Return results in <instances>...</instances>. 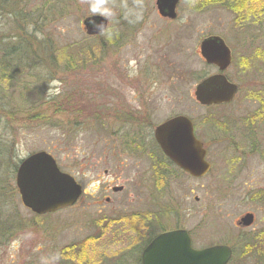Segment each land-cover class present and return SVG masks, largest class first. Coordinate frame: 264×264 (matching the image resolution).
<instances>
[{
  "label": "rangeland",
  "instance_id": "374dc122",
  "mask_svg": "<svg viewBox=\"0 0 264 264\" xmlns=\"http://www.w3.org/2000/svg\"><path fill=\"white\" fill-rule=\"evenodd\" d=\"M26 1L30 8L43 4ZM91 2L58 0L47 6L46 20L25 22L28 30L0 20L5 45L24 37L33 53L22 55L25 70L0 88V264H59L55 251L99 233L100 218L162 209L173 211L162 224L170 229L180 223L195 248L228 244V264H264L258 253L242 254L243 240L264 228V202L252 195L264 190V122L246 124L262 110L264 27L237 23L221 5L194 9L190 0L179 1L176 19L162 17L156 0H105L106 14L93 13ZM94 14L109 18L116 41L99 43L86 33L82 21ZM209 35L222 36L237 60L224 73L239 91L217 108L195 97L198 77L219 72L201 56V40ZM84 44H92V62L67 65L64 54L78 55ZM209 112L225 127L206 122ZM176 115L193 120L212 168L204 177L174 171L160 192L154 164L162 155L154 129ZM128 133L139 134L141 151L126 147ZM41 150L84 190L74 205L45 215L24 205L16 183L21 160ZM247 212L255 214L254 223L239 225ZM116 232L98 246L123 247L127 240ZM159 232L155 225L154 234Z\"/></svg>",
  "mask_w": 264,
  "mask_h": 264
},
{
  "label": "water",
  "instance_id": "95a60500",
  "mask_svg": "<svg viewBox=\"0 0 264 264\" xmlns=\"http://www.w3.org/2000/svg\"><path fill=\"white\" fill-rule=\"evenodd\" d=\"M180 0H156L162 17L176 19ZM88 35L103 34L110 20L102 14L87 16L82 21ZM100 25L95 27L94 25ZM201 56L219 72L199 81L195 88L197 101L205 106L233 101L239 86L224 73L233 61V53L220 35L204 37L200 43ZM155 139L164 154L178 167L193 177H204L212 168L207 159L208 150L195 133L193 120L176 115L157 125ZM16 183L26 207L38 215H45L74 205L83 193L76 177L63 171L53 154L46 150L33 152L23 158L17 168ZM123 186L115 187L121 190ZM255 214L247 212L239 225L251 226ZM233 249L228 244H213L195 248L188 229L170 228L155 235L144 247L142 264H228Z\"/></svg>",
  "mask_w": 264,
  "mask_h": 264
},
{
  "label": "trees",
  "instance_id": "16d2710c",
  "mask_svg": "<svg viewBox=\"0 0 264 264\" xmlns=\"http://www.w3.org/2000/svg\"><path fill=\"white\" fill-rule=\"evenodd\" d=\"M58 0H43L41 7L30 8L26 0H0V20L9 18L14 24L18 25L20 29L21 23H24L22 29H27L26 23L33 21L38 24L39 21L46 20L49 15L51 6ZM192 7L197 10H203L206 7L221 5L235 15L237 23L242 24L247 20L262 25L264 27V0H190ZM45 7V8H43ZM47 9V10H46ZM46 10V12H45ZM112 27L108 28L102 35H97L102 41L106 38L109 41H116L118 33L112 31ZM28 30V29H27ZM35 30V29H34ZM36 32V31H35ZM35 32L24 33L29 37H36ZM0 35H3L0 33ZM15 36H20L16 33ZM27 39L18 38L15 45H5V41L0 38V88L11 84L15 81L16 75L22 73L21 61L22 55L33 54L30 52ZM78 55L65 53V62L69 66L76 67V65H86L92 62V44H84L79 48ZM24 56V57H25ZM233 62L237 63L235 59ZM232 62V63H233ZM243 65L249 64V59L242 60ZM207 75H200L198 81H201ZM262 103V110L257 111L255 115L246 118V124L253 125L256 121L264 122V98L259 99ZM228 104L211 105L208 107L217 108ZM59 107H57L58 109ZM56 109V110H57ZM88 121L92 119V114L87 118ZM204 120L213 125H218L224 128V122L217 117L216 113L209 112ZM261 120V121H260ZM86 123V122H84ZM224 123V124H223ZM138 133H128L125 135L126 147L136 149L139 142ZM139 135V134H138ZM264 156V152L262 153ZM19 166V165H18ZM18 168V167H17ZM156 183L160 192L165 191L164 188L170 179V174L174 171H182L177 167L167 156L162 154V158L156 160L155 164ZM253 198L257 201L264 202V190H258ZM172 210H159L153 212H132L129 215H124L116 218L104 216L100 218L97 223L100 228L99 233H95L85 237L82 240L69 243L55 251V258L59 264H142L141 254L144 247L155 236L154 227L157 225L161 231L168 228L162 224V217L172 214ZM121 226V229L119 228ZM175 227H180V223H176ZM113 229H117L120 238L126 239V244L118 250L108 251L106 248L98 246L106 234ZM119 230V232H118ZM258 253L260 257H264V228L246 237L243 240V252Z\"/></svg>",
  "mask_w": 264,
  "mask_h": 264
},
{
  "label": "clouds",
  "instance_id": "9594fccd",
  "mask_svg": "<svg viewBox=\"0 0 264 264\" xmlns=\"http://www.w3.org/2000/svg\"><path fill=\"white\" fill-rule=\"evenodd\" d=\"M105 3V0H92L90 3V10L93 13L102 12L103 14L107 13V9H103V5ZM95 27H100V25H94Z\"/></svg>",
  "mask_w": 264,
  "mask_h": 264
},
{
  "label": "flooded vegetation",
  "instance_id": "af4514ba",
  "mask_svg": "<svg viewBox=\"0 0 264 264\" xmlns=\"http://www.w3.org/2000/svg\"><path fill=\"white\" fill-rule=\"evenodd\" d=\"M164 122V121H163ZM162 123V122H161ZM157 127V126H156ZM155 127V128H156ZM154 132H155V129H154ZM154 137H155V135H154ZM138 144L136 145V149L134 150V149H132L133 151H136V152H139V151H141L142 149H143V145H142V140H139V142H137ZM159 145V144H158ZM158 149H159V152H160V154L162 155V154H164V152L162 151V149H161V147L159 146L158 147ZM152 152H148V155L151 157L153 154H151ZM165 155V154H164ZM166 156V155H165ZM155 165V164H154ZM155 168V167H154ZM115 188V187H114ZM109 199V198H108Z\"/></svg>",
  "mask_w": 264,
  "mask_h": 264
}]
</instances>
